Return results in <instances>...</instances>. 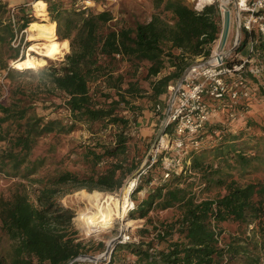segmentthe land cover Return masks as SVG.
Returning a JSON list of instances; mask_svg holds the SVG:
<instances>
[{
	"label": "trees",
	"instance_id": "16d2710c",
	"mask_svg": "<svg viewBox=\"0 0 264 264\" xmlns=\"http://www.w3.org/2000/svg\"><path fill=\"white\" fill-rule=\"evenodd\" d=\"M45 1L70 51L59 63L17 69L11 63L25 56L23 38L14 41L36 19L24 5L12 13L0 0V77L36 82L28 91L11 89L9 103L0 100V177L24 180L9 198L0 196V238L12 242L10 250L0 249V264H70L91 247L74 228L76 211L61 198L81 189L116 192L134 176L127 212L146 219L143 239L119 242L100 264H264V132L252 131L258 123L219 126L222 137L187 151L181 172L165 169L167 150L149 157L170 87L213 54L222 31L218 2L198 9L186 0H153L150 18L132 23L115 21L110 9H80L75 0ZM259 37L255 28L244 30L236 50L257 41L258 54L250 56L257 55L256 69L245 64L248 81L264 78ZM44 94L43 108L55 115L37 112ZM78 129L88 135L67 141L69 150L56 160L59 141L51 140ZM171 130L166 124L165 133ZM198 187L224 192L203 199ZM169 209L176 210L172 218L155 221L152 211Z\"/></svg>",
	"mask_w": 264,
	"mask_h": 264
},
{
	"label": "rangeland",
	"instance_id": "374dc122",
	"mask_svg": "<svg viewBox=\"0 0 264 264\" xmlns=\"http://www.w3.org/2000/svg\"><path fill=\"white\" fill-rule=\"evenodd\" d=\"M13 8L18 5H24L26 8L30 9V15H32L36 20L39 19V17L36 15V11L33 7V2L35 0H7ZM189 4L194 5L198 9H202L203 7H200L198 4L200 0H186ZM238 1V0H237ZM236 0H228V7H230L232 11V21H231V29L229 38L226 44L225 53L228 54L227 60L229 62H236L239 60H242L243 58L248 57L249 54V47L248 45L240 51H236L238 45L240 44L245 28L242 25V18L244 16V13H240L239 7L237 5ZM96 4L95 6H92L95 10H103V9H110L113 11L114 15L116 16L115 21H129V22H135V21H146L150 18L152 11H153V0H95ZM214 2H218L219 7L221 9L222 14V22H223V8H222V0H210L205 1V4H211ZM204 4V5H205ZM48 8V6H47ZM48 12V9H47ZM239 14H240V22H239ZM47 17L50 21L54 22L56 24L57 29V23L56 21L52 20V17L50 16L49 12L47 13ZM22 48H21V54L22 51L24 52V55H27V52L29 51V47L31 44H35L37 42H42V39H29V32L27 31V28L20 32L15 39L14 43L15 45H19L22 42ZM219 41V40H218ZM215 44L214 50L218 44ZM70 43V42H69ZM26 44V45H25ZM213 50V52H214ZM68 52V51H66ZM62 53L59 55L58 58L51 59L47 58V63L41 67L44 66H50L51 64L59 63L65 56V53ZM32 54L37 55L35 52L32 51ZM211 57V56H210ZM209 57V58H210ZM208 59V58H207ZM257 55L250 58L249 60V67L251 69H256L254 66V63H256ZM206 59H199L197 61H203ZM11 66L12 63H11ZM5 80L0 77V83L4 82ZM35 80L32 77H18L15 78L12 83L9 81H5L4 88L5 90L0 94V100H8L9 103V93L11 89H16L17 87H21L25 90H30L34 88ZM250 95L248 101L241 99V103L238 104L236 107L238 108L239 112L237 115V118L234 120H230L228 117V113L226 110L216 109L214 113L212 114L210 118V124L215 127V129H220L219 126H229L230 123L239 125L240 123L245 125L248 120L254 121L255 123H258V126H256L255 129L252 131H257L259 134L264 132V95L261 91L262 85H264V78L263 76L259 75L256 79L253 77L249 78L248 81ZM264 87V86H263ZM44 95H38L39 100H37L36 103V109L39 114L44 115H55V113L51 112L50 109H44L43 106L46 105L48 100L43 102ZM172 99V95H170L168 99L167 106L164 107V113L162 114V118L158 121L159 127L158 132L161 131L162 124L164 123L165 114L167 112V109L169 107L170 101ZM246 101V102H245ZM43 102V103H42ZM44 104V105H43ZM146 121L141 124L142 127H144V124ZM257 125V124H256ZM261 127H260V126ZM263 125V126H262ZM88 133L84 129H78L73 131L71 134H63L60 136L59 140L52 139L54 143L59 141V145H57L54 150V154L56 155V160L61 157V155L65 152H67L70 148V146L67 145V141L72 139H77L79 137L87 136ZM156 135V137H157ZM163 134L159 135V138ZM171 135V132L168 133L167 137ZM158 138V140H159ZM49 139V138H45ZM156 139V138H155ZM155 139L153 140V145L150 147L149 150V157L152 156V154L155 151ZM218 138H212L209 139V143H214ZM157 140V142H158ZM50 141V140H49ZM154 147V148H153ZM49 148L48 144L44 145L43 147V153L45 152V149ZM168 152L165 153L163 158V165L165 166V169L167 166L171 165V168L177 172H181L184 169V157L186 155V152L178 151L175 149L168 150ZM161 152H158V154ZM48 154V153H47ZM53 155L51 152L49 156ZM145 158L143 164L147 162L149 159ZM50 159V158H49ZM155 159V158H153ZM189 165V162L187 163ZM50 165L48 164L47 167ZM186 167V166H185ZM167 172V171H166ZM192 172V171H191ZM193 173V172H192ZM166 174V173H165ZM133 177H130L126 183L132 179ZM136 178V177H135ZM168 178V177H167ZM24 180L20 177H6L1 176L0 177V196H4L6 198H9L12 191L14 190V187L18 182H23ZM125 183V185H126ZM137 183V181H136ZM124 185V186H125ZM123 186V187H124ZM136 184H134L133 188L129 191V199L132 200V191L135 188ZM123 187L116 192H107V191H88L85 189L76 190L71 193L66 194L61 198V201L72 207L73 210L76 211L74 219V228L78 231L79 238L84 242L88 244V247H91L87 250V252H83L80 256H78L76 259L73 260L74 262H82L83 264H100L104 261H109L111 254L114 252V249L117 247L118 243L120 242H113L116 238H118L120 235L123 236L124 233H127L131 235V238L133 241L139 242L142 238L141 233L139 232V229L144 226L146 219L145 218H134L135 222L131 225H123V223H127L128 220L131 218L126 212V215L124 218H120L118 214V208H117V199L121 198ZM196 191H199V197L200 198H215L219 194H222L224 192L223 188L218 187H211L210 189H205L201 191V188H197ZM141 195H144V191L141 192ZM36 196H33V199L35 200ZM133 201V200H132ZM114 208V220L115 224L113 228L110 229H102V230H89L85 227L82 220L78 219L79 213L85 212L87 214H93L96 212L103 211L106 209V207ZM134 206V205H133ZM152 213L155 215V221L160 222L163 219H170L174 216L176 213L175 209H169V210H163V211H152ZM149 237V236H148ZM151 237V236H150ZM149 240V238H146ZM99 243H104L105 247L100 248L98 245ZM111 247V251L107 252V248ZM12 247V242L9 240L7 236H2L0 238V249L10 250ZM239 264V263H237Z\"/></svg>",
	"mask_w": 264,
	"mask_h": 264
},
{
	"label": "built area",
	"instance_id": "2783aa9c",
	"mask_svg": "<svg viewBox=\"0 0 264 264\" xmlns=\"http://www.w3.org/2000/svg\"><path fill=\"white\" fill-rule=\"evenodd\" d=\"M95 4V0H75V6L80 9H89ZM238 7L240 13H244L242 25L245 30L257 29L264 45V0H245L244 4ZM14 10L15 8H12V13ZM256 44L255 39H250L248 57L242 60L229 62L228 54L224 52L220 59L211 64L194 65L186 72L179 86L177 83L176 86L170 87L172 99L165 114L164 124L172 126L171 135L167 137L168 133H164L159 138L155 148L153 147V158L162 150L187 152L199 148L209 139L222 137L221 129H208L210 118L216 109H224L229 119L234 120L239 112L236 106L241 103V99L248 101L250 90L244 69L251 54H258ZM167 169H171V165L167 166ZM165 177H169L168 171ZM132 240L131 235L124 233L119 241Z\"/></svg>",
	"mask_w": 264,
	"mask_h": 264
},
{
	"label": "bare ground",
	"instance_id": "6f19581e",
	"mask_svg": "<svg viewBox=\"0 0 264 264\" xmlns=\"http://www.w3.org/2000/svg\"><path fill=\"white\" fill-rule=\"evenodd\" d=\"M205 1L200 0L199 5H202ZM245 0H238L237 5L244 4ZM223 4L227 5L228 0H222ZM33 7L36 11V15L39 19L30 22L27 27L29 32V39H42V42L31 44L27 55L18 58L12 62L14 68L17 69H36L47 63V58L55 59L60 54L70 50V43L68 39L61 40L57 34L56 24L50 21L47 17V3L45 0H35ZM240 22V14H239ZM32 51L37 55L32 54ZM213 60L219 57L216 49L213 52ZM137 178L131 179L128 184L123 187L121 198L117 199V208L120 218H124L126 212L133 207L134 201L129 199V191L136 184ZM114 208L106 207L103 211L93 214H87L85 212L79 213L78 219L82 220L85 227L89 230H102L110 229L114 227ZM137 220L130 218L127 223L123 225H131Z\"/></svg>",
	"mask_w": 264,
	"mask_h": 264
},
{
	"label": "water",
	"instance_id": "95a60500",
	"mask_svg": "<svg viewBox=\"0 0 264 264\" xmlns=\"http://www.w3.org/2000/svg\"><path fill=\"white\" fill-rule=\"evenodd\" d=\"M237 1V0H236ZM238 2V1H237ZM222 8L223 10V22H222V31H221V35L218 41V44L216 46V51L217 53H219V57L217 59H220L222 55H224L225 52V48H226V44L229 38V34H230V29H231V21H232V11L230 9V7H228V5H225L222 3ZM70 51V50H69ZM214 55H212L210 58L203 60V61H196L194 63H192L190 66L187 67V69L184 71L183 75L181 76V78L178 81V86L182 83L186 72L194 65H207V64H211L213 63L215 60H213ZM165 133V124H162V128L161 131L159 132V134L157 135L156 139H155V143L154 145L157 143V140L159 138V135L164 134ZM144 166V164L141 166V168ZM140 168V169H141ZM135 178V176L133 177ZM132 178V179H133ZM127 184V183H126ZM121 239V235L116 238L113 242H119V240ZM111 247L109 246L107 248V252H110ZM113 251V250H111ZM72 264V262H71Z\"/></svg>",
	"mask_w": 264,
	"mask_h": 264
},
{
	"label": "crops",
	"instance_id": "0c3cea01",
	"mask_svg": "<svg viewBox=\"0 0 264 264\" xmlns=\"http://www.w3.org/2000/svg\"><path fill=\"white\" fill-rule=\"evenodd\" d=\"M216 49V48H215Z\"/></svg>",
	"mask_w": 264,
	"mask_h": 264
}]
</instances>
